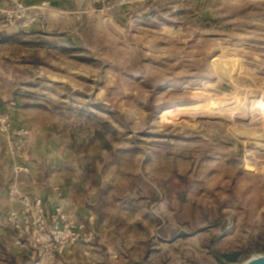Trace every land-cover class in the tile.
<instances>
[{
  "label": "rangeland",
  "instance_id": "rangeland-1",
  "mask_svg": "<svg viewBox=\"0 0 264 264\" xmlns=\"http://www.w3.org/2000/svg\"><path fill=\"white\" fill-rule=\"evenodd\" d=\"M0 77V264L35 262L3 218L17 165L95 235L54 264L264 254V0H0Z\"/></svg>",
  "mask_w": 264,
  "mask_h": 264
},
{
  "label": "built area",
  "instance_id": "built-area-1",
  "mask_svg": "<svg viewBox=\"0 0 264 264\" xmlns=\"http://www.w3.org/2000/svg\"><path fill=\"white\" fill-rule=\"evenodd\" d=\"M4 13L10 19L13 17L11 12ZM0 125L3 130L10 127L6 117L2 115ZM28 171L26 166L17 165L14 168L15 175ZM9 191L11 200L18 205V209L6 213L4 221L15 231L16 245L22 250L34 252V264H54L70 246L94 240L95 235L90 231L89 225L69 220L63 205L49 209L42 197L23 196L19 193L15 180L9 184Z\"/></svg>",
  "mask_w": 264,
  "mask_h": 264
},
{
  "label": "crops",
  "instance_id": "crops-1",
  "mask_svg": "<svg viewBox=\"0 0 264 264\" xmlns=\"http://www.w3.org/2000/svg\"><path fill=\"white\" fill-rule=\"evenodd\" d=\"M3 93L4 92L0 86V95H2ZM12 178H13V161L11 157H9L6 153H4L2 148L0 147V207L11 208L12 206H14L6 198L7 185ZM16 180H17V184L19 185V190L24 193H27L31 196L34 195L44 196L47 194L43 189H41L40 174L35 167H33L32 171L30 172L19 173ZM51 201L54 202V199H52ZM13 241H14L13 232L7 227L0 226V246L7 248V250L9 251H14L15 255L13 254L12 256L13 258H16L15 256H17L16 254L17 250L13 247ZM10 260L11 262H13V259Z\"/></svg>",
  "mask_w": 264,
  "mask_h": 264
},
{
  "label": "water",
  "instance_id": "water-1",
  "mask_svg": "<svg viewBox=\"0 0 264 264\" xmlns=\"http://www.w3.org/2000/svg\"><path fill=\"white\" fill-rule=\"evenodd\" d=\"M242 264H264V254L254 255Z\"/></svg>",
  "mask_w": 264,
  "mask_h": 264
},
{
  "label": "trees",
  "instance_id": "trees-1",
  "mask_svg": "<svg viewBox=\"0 0 264 264\" xmlns=\"http://www.w3.org/2000/svg\"><path fill=\"white\" fill-rule=\"evenodd\" d=\"M224 258L228 261H231V262L237 261V254H235V255H224Z\"/></svg>",
  "mask_w": 264,
  "mask_h": 264
},
{
  "label": "bare ground",
  "instance_id": "bare-ground-1",
  "mask_svg": "<svg viewBox=\"0 0 264 264\" xmlns=\"http://www.w3.org/2000/svg\"><path fill=\"white\" fill-rule=\"evenodd\" d=\"M263 106H264V103H263ZM171 107V106H170ZM179 110V108L178 107H171L170 109H166V110H164V113L165 114H167V113H172V112H175V111H178Z\"/></svg>",
  "mask_w": 264,
  "mask_h": 264
}]
</instances>
